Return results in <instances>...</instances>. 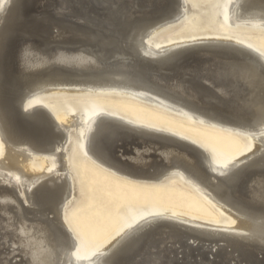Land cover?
<instances>
[{"label": "bare ground", "instance_id": "6f19581e", "mask_svg": "<svg viewBox=\"0 0 264 264\" xmlns=\"http://www.w3.org/2000/svg\"><path fill=\"white\" fill-rule=\"evenodd\" d=\"M40 1L0 0V264H264V53L222 35L157 40L213 0ZM219 16L233 28L264 29V0H227ZM214 20L212 11L203 22ZM27 48L38 62L22 58ZM100 91L252 144L221 165L173 131L104 110L61 117L44 99ZM81 150L134 181L190 183L225 223L153 212L78 255L65 215L80 199L69 156Z\"/></svg>", "mask_w": 264, "mask_h": 264}, {"label": "rangeland", "instance_id": "374dc122", "mask_svg": "<svg viewBox=\"0 0 264 264\" xmlns=\"http://www.w3.org/2000/svg\"><path fill=\"white\" fill-rule=\"evenodd\" d=\"M125 1L129 0L121 3ZM191 1L199 6L211 0ZM226 1L213 0L211 9L202 6L197 13L186 15L178 23L164 27L157 40L170 44L182 39L222 35L242 40L255 51L264 53V29L233 28L220 18L219 10ZM43 4L45 2L41 0L40 5ZM212 11L215 20L206 25L203 21ZM22 55L27 62L40 60L36 50L31 51L30 48L25 49ZM66 55L73 63L87 64L86 59H82L78 53ZM44 99L46 105L59 111L61 117L76 109L84 113L104 110L133 123L173 131L178 137L187 138L193 144L212 151L216 162L221 165L232 163L235 157L242 155L252 144L251 140L239 133L202 124L127 95L103 91L73 92L48 95ZM69 160L76 186L80 187V199L76 198L73 206L67 210L65 220L75 233L78 241L76 252L80 256L98 250L120 230L153 212L168 211L215 225L225 223L221 211L208 197L179 178L158 184L134 181L101 167L84 150L73 153Z\"/></svg>", "mask_w": 264, "mask_h": 264}]
</instances>
